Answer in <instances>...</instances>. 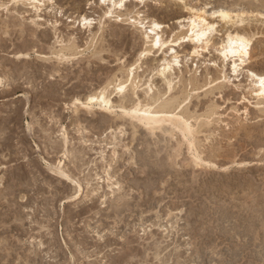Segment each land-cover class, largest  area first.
<instances>
[{
    "label": "rangeland",
    "instance_id": "obj_1",
    "mask_svg": "<svg viewBox=\"0 0 264 264\" xmlns=\"http://www.w3.org/2000/svg\"><path fill=\"white\" fill-rule=\"evenodd\" d=\"M112 2L54 0L37 12L30 5L0 0V76L5 83L0 88V264H111L125 254L133 259L135 253L134 264H161L157 246L164 264H264V107L256 104L249 74L264 76V0H146L143 5L127 0L122 14L105 16ZM220 10L242 14L244 23L226 25L212 16ZM196 16L215 23L208 48L197 49L186 39L182 46L153 50L136 71L138 95L128 90L124 101L146 100L149 86L152 94H166L165 99L188 96L185 110L201 116L196 125H206L198 135L203 157L217 167H195L178 134H151L123 119L119 109H95L94 115L71 105L115 75L126 77L146 47L145 30L134 21H146L147 27L161 24L163 38L170 41ZM83 18L92 21L90 29ZM228 33L253 38L251 62L239 73L232 59L228 64L222 55ZM61 43H73L80 54L60 63L53 51ZM171 47L182 62L174 67L176 88L169 93L157 72L175 55ZM20 52L31 56L17 60ZM113 100L118 104L120 97L115 94ZM76 153L81 162L74 159ZM60 162L85 188L76 202L70 200L77 186L54 172ZM93 189L98 195L91 204L87 195ZM122 196L132 203L130 212L116 216ZM85 236L89 244L82 246Z\"/></svg>",
    "mask_w": 264,
    "mask_h": 264
},
{
    "label": "bare ground",
    "instance_id": "obj_2",
    "mask_svg": "<svg viewBox=\"0 0 264 264\" xmlns=\"http://www.w3.org/2000/svg\"><path fill=\"white\" fill-rule=\"evenodd\" d=\"M15 3L18 5V4H22V5H30V7L33 9H35L37 12L40 11L44 6L47 5V3L49 2H53L54 0H14ZM104 1V0H103ZM113 2V6L112 8H109V11L106 12V15L105 16H113L114 14H116L117 12H121L122 8H124L125 6V2H127V0H112ZM28 2L30 4H28ZM132 2V1H131ZM137 2V0H136ZM146 0H141V2H137V4H140V5H143L145 4ZM32 5V6H31ZM127 6V5H126ZM29 7V6H28ZM117 11V12H115ZM122 14V12H121ZM201 14V13H200ZM245 14V13H244ZM242 15V14H241ZM241 15H238L236 14V16L234 17L232 15V13L228 12V11H225V10H220V11H217L215 13L212 14V16L214 17H217V18H220L223 22L226 23V25L229 23H232L233 27L235 25H237L238 23L242 24L244 23V19H241ZM119 16V15H118ZM238 19V21H237ZM135 20V19H134ZM191 22L190 24L188 25V28H185L187 29L185 32H181L180 34L176 35L173 40H170V41H165L166 39L163 38L162 34L163 32L160 31L161 29V24L155 22V23H152L150 24L149 27H147V24L145 23L146 21H142V20H138L139 22L136 23L137 21H134L133 25L136 26V24H138L139 26H141V30L143 29L144 31V38H145V41H144V44H146V47L144 49H141L142 51L140 52L139 54V59L131 64V65H126L128 66V68L126 69V77L125 78H116V75L114 77V80L110 81V82H106L105 86L101 87L99 90H96L94 92H91L89 93L86 98L84 100H82L80 97H77L75 98L74 100H72V104L73 106H75L76 110H80V108H83L84 110H86L88 113H93V111L95 109H100L104 112H109V113H116L115 110L116 109H119V111L121 112V116L122 118L126 117V118H129L130 120H132V122H134L136 125H139L140 127H142V129H145L147 132L151 133V134H156L157 132H163L167 135H169V133L171 134L170 137H175L173 136L174 134H178L179 137H181L182 139V142H180L182 144V146H186V149L188 150V153L190 155V160L192 161V163L194 164L195 167L197 168H208V167H217L215 165V163L212 162V160L208 161V160H205V158L203 157V154L204 152L202 151L201 147L200 146V140L198 138V135L201 133L200 129L202 128L203 125H205L204 123L205 122H201L203 123L202 124H198L196 125V123H198L197 121L199 120V118H195L193 115L189 114L188 111L185 110L184 108V103L186 102V100H188L189 98H187L188 96H186V98L184 97V100H181L179 97L181 96H173L171 95V97L169 98H166L165 99V96L166 94L162 95V94H152V91H153V88L152 86H149L148 87V90L146 92L147 94V99L146 100H141L140 98L136 101H134L133 103H130V105H127L125 103L124 100H126V97L128 98V94L126 95L127 91L128 90H132V93L134 94V96H136V94L138 93V89H139V85L141 84L140 82H138V77L136 76V71L140 68L139 64L140 62H142L143 59L147 58L148 55H150L153 50L155 49H158V50H165V47L169 44H173V46H182L181 42L188 39L190 40L189 42H192L194 43L195 45H197V49L199 48H202V50L208 48L209 46V43H210V32L212 29H214L215 27V23H211L207 20V18L203 17V16H196L195 18L193 19H190ZM241 20V21H240ZM85 21H90L88 20L87 18H83V22L85 23ZM36 22V21H35ZM128 22V20H127ZM131 22V21H130ZM34 23V21H33ZM77 23V22H76ZM125 23V22H124ZM224 23V24H225ZM37 24V23H36ZM187 25V24H186ZM16 26V25H15ZM84 27H87V28H91L92 26V21H90L89 23H85L83 24ZM138 26V27H139ZM230 27V26H229ZM137 28V27H136ZM184 28V27H182ZM88 29V30H89ZM138 29V28H137ZM233 29V28H232ZM150 31V32H149ZM183 31V29L181 30ZM231 31V30H230ZM13 33V32H12ZM179 33V32H178ZM246 35V34H245ZM243 34H239V33H233V34H230L228 33V37H227V42L225 44L224 47H222L223 49L222 50V55L224 57V61L227 63L228 61L230 62V59H232L231 63H233V69L235 70L234 72L236 73H239L241 71V67L244 63L247 62V64H249L251 62V44H253L252 42V37L250 38L249 35H246V36H249V37H246ZM93 38V37H92ZM97 38V37H96ZM170 39V38H169ZM1 42V41H0ZM75 42V40H74ZM92 42V40H91ZM68 43V42H67ZM71 43V42H70ZM187 43V42H186ZM1 44V43H0ZM62 44V43H61ZM77 44V43H76ZM94 44V43H93ZM98 44V43H97ZM28 45V44H27ZM78 45V44H77ZM212 45V44H211ZM170 46V45H169ZM168 47V46H167ZM19 48V47H18ZM29 48V47H28ZM32 48V47H31ZM211 48V47H210ZM57 49V48H55ZM172 51L175 52V50L171 47ZM195 49V48H194ZM32 50V49H31ZM78 50V47L76 45H73V43L71 45L67 44H62L61 45V48L60 50L54 52L53 51V56L55 55V57L57 58V60L60 62V63H63V62H68L69 60H73L74 57H77V55H79L80 53L77 51ZM94 50V49H93ZM106 51V50H104ZM157 51V50H156ZM43 52V51H42ZM160 52V51H159ZM205 52V51H204ZM221 52V51H220ZM35 53V52H34ZM172 53V52H171ZM198 53V52H196ZM94 55V54H93ZM98 55V54H97ZM201 55V54H200ZM30 54L29 53H17V55H15V57L17 58V60H24L27 58H30ZM96 56V55H94ZM97 57V56H96ZM179 55H178V52H175V55L172 57V60L170 59L169 61L166 60L162 69H159L157 74L163 79V81L165 82L166 84V87L168 88V91L169 93H171L172 91H174V89L176 88L175 87V82L176 80L174 79H177L175 78L176 74L174 75V69L176 70V65L178 66L180 64V61L179 60ZM42 59V58H41ZM76 59V58H75ZM100 59V57H99ZM29 60V59H28ZM32 60V59H31ZM71 60V61H72ZM101 61V60H100ZM228 62V64H229ZM60 65V64H59ZM125 67V66H124ZM181 68V67H180ZM55 69V68H54ZM59 69V68H58ZM49 71V70H48ZM139 71V70H138ZM180 73V72H179ZM191 73V72H190ZM156 74V75H157ZM250 76L252 77V80H253V83H254V95H255V99L257 100L256 104L257 106L259 107V109L263 108L264 107V76H260L258 74H255L254 72H249ZM50 75V74H49ZM138 75V74H137ZM157 75V76H158ZM123 76V75H122ZM175 76V77H174ZM140 77V76H139ZM20 78V77H19ZM108 78V77H107ZM180 78V77H179ZM110 79V78H109ZM226 79V78H225ZM195 80V79H194ZM103 81V80H102ZM141 81V79H140ZM181 81V80H180ZM178 81V82H180ZM225 81V80H224ZM140 83V84H139ZM146 83V82H145ZM7 84V83H6ZM102 84V83H100ZM148 85V84H147ZM151 85V84H150ZM153 85V84H152ZM18 86V85H17ZM100 86V85H99ZM252 86V85H251ZM259 86V88L257 89V87ZM5 88V83H4V79L0 76V88ZM145 88V87H144ZM166 88V89H167ZM21 89V88H20ZM5 90V89H4ZM95 90V89H94ZM140 91V90H139ZM167 91V90H166ZM144 92V91H143ZM129 93V92H128ZM166 93V92H165ZM168 93V92H167ZM175 93V92H174ZM182 93V92H181ZM27 94V93H26ZM118 95L120 97V101L118 102V104H115L114 103V95ZM180 94V92H179ZM178 94V95H179ZM138 95V94H137ZM24 96V95H23ZM22 97V95L20 96ZM85 97V96H84ZM183 97V95H182ZM130 99V98H129ZM77 101H79V103H77ZM133 101V100H132ZM71 102V101H70ZM130 102V101H129ZM129 104V103H128ZM255 104V105H256ZM70 105V106H71ZM72 108V107H71ZM264 109H261V111H263ZM81 111V110H80ZM260 111V110H259ZM27 112V111H26ZM211 112V111H210ZM214 112V111H213ZM207 113V112H206ZM94 114V113H93ZM96 114V113H95ZM94 114V115H95ZM215 114V113H214ZM211 115V113H210ZM213 115V114H212ZM115 116V115H114ZM121 116L119 118H121ZM212 117V116H210ZM33 118V117H32ZM123 118V119H124ZM209 118V117H208ZM206 118V119H208ZM194 120L196 123H194ZM209 121V120H208ZM208 121L206 123H208ZM210 123V122H209ZM209 123H208V126H209ZM35 124V123H34ZM134 125V124H133ZM135 125V126H136ZM138 126V127H139ZM206 126V125H205ZM31 126L29 125V128ZM135 128V127H134ZM29 130V129H28ZM31 130V128H30ZM205 130V129H204ZM144 131V130H143ZM207 131V130H206ZM210 133V132H209ZM150 134V135H151ZM162 134V133H161ZM206 134V133H205ZM35 135V134H34ZM164 135V134H163ZM156 136V135H154ZM152 135V137H154ZM166 136V135H165ZM168 136V137H169ZM65 137V138H64ZM205 137V136H204ZM63 140H64V143L62 145V147H65L66 148V145H67V138L66 136H63ZM174 139V138H173ZM180 141V140H179ZM160 142V141H159ZM203 142V141H202ZM263 142V141H262ZM147 143V142H146ZM206 143V142H205ZM260 143V141H259ZM258 143V144H259ZM179 144V142H178ZM264 144V142H263ZM61 145V144H60ZM203 145V144H202ZM257 145V144H256ZM180 146V144L178 145ZM177 146V147H178ZM181 146V148H182ZM264 146V145H263ZM56 147V146H55ZM59 148V146H57ZM61 147V148H62ZM52 148V147H51ZM55 149V148H54ZM52 149V150H54ZM68 149V148H67ZM180 149V147L178 148ZM261 150V148H259ZM58 150V149H57ZM163 150V149H161ZM154 151V150H153ZM176 151V150H175ZM79 152V150L77 151ZM83 152V151H82ZM178 152V151H177ZM69 152L66 151L64 154L67 156L66 158H68V154ZM145 153V152H144ZM147 153V152H146ZM260 153V152H259ZM81 154V152H80ZM143 154V153H142ZM150 154V153H149ZM140 155V154H139ZM160 155V153H159ZM219 155V154H218ZM73 156V155H72ZM144 156V155H143ZM148 156V155H147ZM158 156V155H157ZM216 156V154H215ZM220 156V155H219ZM83 157V156H82ZM141 157V156H140ZM150 157V156H149ZM154 157V155H153ZM174 157V155H173ZM179 157V155H178ZM207 157V156H206ZM212 157V156H211ZM144 158V157H143ZM148 158V157H147ZM159 158V157H158ZM172 158V156L170 157ZM72 159V157H71ZM74 159L77 160L78 162H81V157L79 155L74 154ZM140 159V158H139ZM73 160V159H72ZM147 160V159H145ZM161 160V159H160ZM188 160V159H186ZM190 160H188L190 162ZM215 160V159H214ZM234 160V158H233ZM246 160V159H245ZM84 161V160H83ZM141 161V160H140ZM164 161V160H163ZM172 161V159H171ZM87 162V161H86ZM144 162V161H143ZM162 162V160H161ZM173 162V161H172ZM171 162V163H172ZM186 162V161H185ZM189 162L187 163V165L189 164ZM215 162V161H214ZM246 162V161H245ZM75 163V162H74ZM83 163V162H82ZM145 163V162H144ZM149 163V162H148ZM158 163V162H157ZM166 163V162H165ZM191 163V162H190ZM228 163V162H227ZM236 163V162H235ZM242 163V162H240ZM77 164V163H75ZM150 164V163H149ZM161 164V163H160ZM145 165H148L147 163ZM167 165V164H166ZM177 165V164H176ZM183 165V164H182ZM181 165V166H182ZM226 165V164H225ZM224 165V166H225ZM76 166V165H75ZM170 166V165H169ZM221 166V165H220ZM63 167L62 165V162H60V164L58 166H56V170L54 172H56L58 174V176H60L64 181H67L71 184H75L77 186L76 188V192L75 194L71 197V200L70 202H76L78 199H80L84 193H85V188L84 186L82 185L81 182H78L76 181L74 178H73V175L69 172H67ZM173 167V166H172ZM226 167V166H225ZM82 168V167H81ZM69 170V169H68ZM210 170V168H209ZM81 171V170H80ZM195 171V170H194ZM72 172V170H71ZM172 173V172H171ZM179 173V171H178ZM205 173V172H203ZM207 175V174H206ZM76 176V175H75ZM89 180V179H88ZM92 180V179H91ZM196 180V179H195ZM45 182V181H44ZM43 182V183H44ZM47 182V181H46ZM51 183V182H50ZM50 183L48 184L49 187H52L50 185ZM91 183V182H90ZM195 183V182H194ZM47 185V183H45ZM52 184V183H51ZM66 185V184H65ZM14 186V185H13ZM12 188V187H11ZM39 188L41 189V191L43 192V190L46 189V186H44L43 184H41V182L39 183ZM53 188V187H52ZM92 188V187H91ZM146 188V187H145ZM39 189V190H40ZM12 190V189H11ZM58 190V189H57ZM14 191V190H13ZM40 191V192H41ZM189 191V190H188ZM74 192V191H73ZM97 192V189H93L91 191V193H89L87 195V201H90L91 204L96 202L95 201V196H97L98 194L96 193ZM99 192V191H98ZM121 192V190H120ZM203 192V191H202ZM11 193V192H10ZM44 193V192H43ZM148 193V192H147ZM233 193V192H232ZM13 194V193H12ZM15 194V193H14ZM60 194V193H59ZM205 194V193H204ZM10 195V194H9ZM8 195V196H9ZM202 195V194H201ZM12 196V195H10ZM57 196V195H56ZM128 196V195H127ZM199 196V195H198ZM2 197V196H1ZM13 197V196H12ZM58 197V196H57ZM117 197V196H116ZM131 197V196H130ZM134 197V196H133ZM7 198V197H6ZM103 198V197H102ZM11 199V198H10ZM54 200V199H53ZM56 200V199H55ZM58 200V199H57ZM119 200V202H118ZM255 200V199H254ZM134 201V200H133ZM136 201V200H135ZM156 201V200H155ZM111 202V201H110ZM117 202L116 203V216H120L121 214H123V212L127 211L130 212L129 208L131 207L132 203L128 201V197L126 196H122L121 198L117 199ZM157 202V201H156ZM112 203V202H111ZM114 203V202H113ZM137 203V201L135 202ZM159 203V202H158ZM162 203V201H161ZM258 203V202H257ZM47 204V203H46ZM50 204V203H49ZM131 204V205H130ZM51 205V204H50ZM89 205V204H88ZM87 205V206H88ZM150 205V204H149ZM148 205V206H149ZM97 206V205H96ZM95 206V207H96ZM112 206V205H111ZM110 206V207H111ZM91 207V206H90ZM11 208V207H10ZM85 208V207H84ZM113 208V207H112ZM153 208V207H152ZM219 208V207H218ZM42 209V208H41ZM50 209V208H49ZM83 209V208H82ZM96 209V208H95ZM103 209V208H102ZM114 209V208H113ZM13 210V209H12ZM46 210V209H45ZM81 211V210H80ZM90 211V210H89ZM113 211V210H112ZM220 211V209H219ZM91 212V211H90ZM89 212V213H90ZM133 212V211H132ZM145 212V211H144ZM151 212V211H150ZM41 213V212H40ZM45 213V212H44ZM43 213V215H44ZM229 213V212H228ZM47 214V213H46ZM54 214V213H53ZM93 214V213H92ZM109 214V213H108ZM144 214V213H143ZM81 215V214H80ZM84 215V214H83ZM111 215V214H110ZM110 215L109 218H110ZM222 215V214H221ZM226 215V214H225ZM82 216V215H81ZM85 216V215H84ZM107 216V218H108ZM113 216V215H112ZM115 216V217H116ZM228 216V214H227ZM19 217V216H18ZM37 217V216H36ZM46 217V216H45ZM218 217V215H217ZM17 218V217H16ZM44 218V217H43ZM82 218V217H81ZM122 218H124L122 216ZM225 218V217H224ZM223 218V219H224ZM20 222L22 218H19ZM24 219V218H23ZM116 219H119L118 218H114V220ZM227 219V218H225ZM14 220H17V219H14ZM110 220V219H109ZM124 221V219H123ZM224 221V220H223ZM112 222V221H111ZM122 222V221H121ZM222 222V221H221ZM38 223V222H37ZM36 223V224H37ZM117 223V221H116ZM119 223V222H118ZM228 223V221H227ZM23 224V223H21ZM226 224V222H225ZM115 225V224H114ZM119 225V224H118ZM122 225V224H121ZM126 225V224H125ZM264 225V223H263ZM254 226V225H253ZM47 227V226H46ZM101 227V226H100ZM99 227V228H100ZM127 227V226H126ZM246 227V226H245ZM255 227V226H254ZM264 227V226H263ZM51 228V227H50ZM109 228V227H108ZM119 228V227H118ZM253 228V227H252ZM101 229V228H100ZM81 230V229H80ZM109 230V229H108ZM128 230V229H127ZM132 230V229H131ZM253 231V230H252ZM53 232V231H52ZM86 232V230H85ZM91 232V231H90ZM129 232V231H128ZM241 232V231H240ZM54 233V232H53ZM110 233V232H109ZM80 234V233H79ZM112 234V233H110ZM130 234V233H129ZM154 234V232H153ZM152 234V235H153ZM248 234V232L246 233ZM250 234V233H249ZM54 235V234H53ZM86 235V234H85ZM108 235V234H107ZM127 235V234H126ZM148 235V234H147ZM262 235V234H261ZM81 236V235H80ZM83 236V235H82ZM87 236V235H86ZM85 236V237H86ZM125 236V235H124ZM154 236V235H153ZM151 236V237H153ZM88 237V236H87ZM86 238H82L81 239V244L82 246H86L88 245V239ZM92 237V236H91ZM108 237V236H107ZM149 237V236H148ZM260 237V236H259ZM126 238V237H124ZM155 238V236H154ZM153 238V239H154ZM255 238V237H254ZM114 239V237H113ZM118 239V238H117ZM141 239V238H140ZM149 239V238H148ZM156 239H159V238H156ZM155 239V240H156ZM98 240V239H97ZM110 240L109 239H106V241ZM129 240V239H127ZM132 239H130L131 241ZM135 240V239H134ZM160 240V239H159ZM257 240V239H256ZM100 241V240H99ZM104 241V240H103ZM112 239H111V243L109 244H112ZM118 241V240H117ZM120 241V240H119ZM138 241V240H137ZM136 241V242H137ZM147 241V240H146ZM149 241V240H148ZM152 241V240H150ZM161 241V240H160ZM258 241V240H257ZM90 242V241H89ZM126 242V240L124 241ZM132 244L134 241H131ZM143 242V241H142ZM157 242V241H155ZM165 242V241H164ZM91 243V242H90ZM96 243V242H95ZM116 243V242H114ZM153 243V242H152ZM159 243V242H158ZM2 244V243H1ZM76 244V243H75ZM105 244V242H104ZM138 244V243H137ZM139 244H141L139 242ZM160 244V243H159ZM166 244V243H165ZM175 244V243H174ZM3 245V244H2ZM8 245V244H7ZM103 245V243L101 244ZM99 245V246H101ZM121 245V244H120ZM134 245V244H133ZM161 245V244H160ZM171 245V244H170ZM177 245V244H176ZM251 245V244H250ZM264 245V244H263ZM6 246V245H5ZM58 246V244H57ZM92 246V245H91ZM106 246V244H105ZM108 246V245H107ZM116 246V245H115ZM131 246V245H130ZM129 246V247H130ZM153 246V245H152ZM182 246V245H180ZM247 246V245H246ZM139 247V246H138ZM137 247V249H138ZM150 247V246H149ZM148 247V248H149ZM248 247V246H247ZM9 248V246H8ZM106 248V247H105ZM118 248V247H117ZM176 248V247H175ZM245 248V247H243ZM262 248V247H260ZM2 249V248H1ZM99 249V248H98ZM114 249V248H113ZM128 249V248H127ZM130 249V248H129ZM160 249L161 247L160 246H157L156 249L154 250H157L154 251L156 252V259L158 261L161 262V264L165 261L162 262V258L160 257L161 253L160 252ZM165 249V248H164ZM170 249V247H169ZM168 249V250H169ZM251 249V248H250ZM263 249V248H262ZM58 250V249H56ZM93 250V249H92ZM100 250V249H99ZM103 250V249H102ZM132 250V249H130ZM254 250V249H253ZM252 250V251H253ZM96 251V249H95ZM108 251V250H107ZM106 251V252H107ZM114 251V250H113ZM133 251V250H132ZM142 251V250H141ZM148 251H151L150 249ZM166 251V250H165ZM164 251V252H165ZM172 251V250H171ZM170 251V253H171ZM79 252V251H78ZM90 252V251H89ZM88 252V253H89ZM136 252V251H135ZM138 252V251H137ZM143 252H146L143 251ZM177 252V251H176ZM100 253V252H99ZM127 253V252H126ZM133 253V252H132ZM160 253V254H159ZM169 253V252H168ZM169 253V254H170ZM178 253V252H177ZM200 253V252H199ZM262 253V252H261ZM87 254V253H86ZM109 254V253H108ZM111 254V253H110ZM123 254V253H122ZM150 254V253H149ZM148 254V256H149ZM168 254V255H169ZM174 254V253H173ZM202 254V253H201ZM260 254V253H259ZM75 255V254H74ZM73 255V256H74ZM106 255V254H105ZM103 255V256H105ZM115 255V254H114ZM126 255V254H125ZM125 255H123V257L120 256V259H116V258H113L115 260L113 261H110V258H109V263L111 264H134L133 261L136 260L138 258V254L135 253V254H132L133 256V259L129 258V259H126L125 258ZM140 255V254H139ZM144 255V253L142 254ZM141 255V256H142ZM59 256V255H58ZM109 256V255H108ZM256 256V255H255ZM262 256V255H261ZM110 257V256H109ZM145 257V256H144ZM144 257H139L141 260H143ZM169 257V256H168ZM175 257V256H174ZM179 257V256H178ZM177 257V258H178ZM199 257V256H198ZM202 257V256H201ZM91 258V257H90ZM161 258V259H160ZM165 258V257H164ZM173 258V256H172ZM65 259V258H64ZM63 259V260H64ZM77 259V258H76ZM83 259V258H82ZM106 259V257H105ZM108 259V258H107ZM112 259V258H111ZM148 259V257H147ZM151 259H153L151 257ZM169 259V258H168ZM99 260V259H98ZM145 260V259H144ZM143 260V261H144ZM155 260V258H154ZM167 260V259H166ZM170 260V259H169ZM175 260V259H174ZM180 260V259H178ZM177 260V261H178ZM182 260V259H181ZM151 261V260H150ZM92 262V261H91ZM102 262V261H101ZM136 262V261H135ZM148 262V261H147ZM168 262V261H167ZM170 262V261H169ZM168 262V263H169ZM139 263V262H138ZM142 263V262H141ZM144 263V262H143ZM150 263V262H149ZM173 263V262H172ZM179 263V262H178ZM89 264V263H88ZM93 264V263H91ZM145 264V263H144ZM164 264V263H163Z\"/></svg>",
    "mask_w": 264,
    "mask_h": 264
},
{
    "label": "snow or ice",
    "instance_id": "obj_3",
    "mask_svg": "<svg viewBox=\"0 0 264 264\" xmlns=\"http://www.w3.org/2000/svg\"><path fill=\"white\" fill-rule=\"evenodd\" d=\"M90 21H85V23H89ZM77 103H79V101H77Z\"/></svg>",
    "mask_w": 264,
    "mask_h": 264
}]
</instances>
